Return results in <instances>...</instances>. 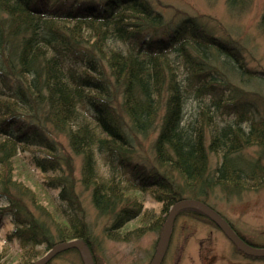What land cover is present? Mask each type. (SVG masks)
<instances>
[{"label": "trees", "instance_id": "1", "mask_svg": "<svg viewBox=\"0 0 264 264\" xmlns=\"http://www.w3.org/2000/svg\"><path fill=\"white\" fill-rule=\"evenodd\" d=\"M250 1L226 3L234 10ZM172 24L149 0H0V199L11 185L12 160L25 148H44L43 157L30 159L37 170L60 173L63 164L69 172L71 157L59 152L48 124L82 156V184L92 189L99 216L113 217L105 231L116 240L113 232L141 215L129 192L153 193L169 215L184 199L206 203L217 188L239 195L264 186V97L250 92L264 87V72L248 65L238 42L200 21ZM259 26L264 30V14ZM152 134L148 161L134 143ZM103 154L119 169L107 182L97 177ZM210 154L221 156L213 171ZM68 175L55 178L63 180L68 210L56 235L46 222L14 211L7 241L18 238L24 255L78 239L94 258ZM184 213L208 219L194 209Z\"/></svg>", "mask_w": 264, "mask_h": 264}, {"label": "rangeland", "instance_id": "2", "mask_svg": "<svg viewBox=\"0 0 264 264\" xmlns=\"http://www.w3.org/2000/svg\"><path fill=\"white\" fill-rule=\"evenodd\" d=\"M152 6L160 11L169 23H181L184 18H194L206 25L223 39L231 38L243 47L248 65L257 71L264 72V30L260 21L264 14V0H251L244 9L228 8L226 0H149ZM250 92L260 93L264 97V87L250 88ZM251 96V95H250ZM249 96V97H250ZM252 100L263 103L258 95ZM264 101V100H263ZM264 113V110H263ZM23 114L24 113H20ZM21 116V117H22ZM24 123L29 121L24 117ZM222 125L224 123H221ZM49 136L58 141L59 152L71 157L70 169L62 164L60 173L41 172L32 166V157H43L44 148L28 147L12 160V181L7 189V196L0 199V257L3 264H27L40 260L48 251L45 245L36 248L30 255H24L18 238L12 243L8 235L15 230L14 211L21 215L30 213L33 218L46 222L53 234L56 227L67 223L63 211L67 204L61 197L62 181L55 178L71 174L72 188L79 201V216L87 224L92 235V249L96 264H152L167 214L162 213V204L154 199L153 193L129 192L130 197L138 198L142 205L138 220L131 221L121 230L113 232L119 239L108 236L105 229L113 222L111 216H99L91 199V188L82 184V156L75 155L64 134L47 125ZM156 134L140 138L134 143L139 155L146 160L153 159L151 144ZM258 149L247 152L249 158H256ZM210 170H215L221 163V156L210 154ZM97 177L99 182H107L119 176L117 163L107 154L97 156ZM31 163V164H30ZM62 178V177H61ZM60 184L53 188L51 183ZM64 183V182H63ZM65 188V187H64ZM11 200V202H10ZM206 204L220 214L227 222L249 241L264 247V186L260 189H249L239 195H229L217 188L208 198ZM141 228V229H140ZM153 228V229H151ZM164 228V227H163ZM142 230L140 232V230ZM140 233H139V232ZM140 235V236H139ZM57 239V236H55ZM49 264H82L79 254L64 252L55 257ZM161 264H264V260L252 261L240 254L233 244L209 219L186 213L179 214L171 230V239Z\"/></svg>", "mask_w": 264, "mask_h": 264}, {"label": "water", "instance_id": "3", "mask_svg": "<svg viewBox=\"0 0 264 264\" xmlns=\"http://www.w3.org/2000/svg\"><path fill=\"white\" fill-rule=\"evenodd\" d=\"M185 209L197 210L206 217H208L221 231H223V233L228 237V239H230V241H232L241 251H243L247 255L253 257H264V248H254L246 245L232 231V229L229 227L230 225L224 220V218H222L208 205L198 200L185 199L178 202L171 208L169 216L161 233L159 244L154 255L152 264L162 263L163 256L168 248L171 239V230L173 227V223L178 214ZM72 249L76 250L79 253L83 264H95L92 253L88 246L78 239L57 244L35 264H49L59 254Z\"/></svg>", "mask_w": 264, "mask_h": 264}, {"label": "flooded vegetation", "instance_id": "4", "mask_svg": "<svg viewBox=\"0 0 264 264\" xmlns=\"http://www.w3.org/2000/svg\"><path fill=\"white\" fill-rule=\"evenodd\" d=\"M231 229H232V231L237 235V237H239L246 245H248V246H250V247H255V248H264V247H262V246H260V245H258V244H256V243H254V242H251V241H249V240H247L239 231H238V229L237 228H235L234 226H229ZM218 228V227H217ZM219 229V228H218ZM219 231H221L220 229H219ZM222 232V231H221ZM223 233V232H222ZM223 235H224V233H223ZM225 236V235H224ZM226 237V236H225ZM227 238V237H226ZM228 239V238H227ZM228 241L231 243V244H233L229 239H228ZM233 246L235 247V249L240 253V254H242V256H244V257H246V258H248V259H251L252 261H257V260H264V257H252V256H249V255H246L244 252H242L236 245H234L233 244Z\"/></svg>", "mask_w": 264, "mask_h": 264}]
</instances>
